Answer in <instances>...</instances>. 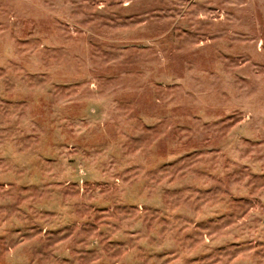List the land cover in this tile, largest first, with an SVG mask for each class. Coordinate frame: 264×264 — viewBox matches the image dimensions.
I'll use <instances>...</instances> for the list:
<instances>
[{
    "label": "rangeland",
    "instance_id": "obj_1",
    "mask_svg": "<svg viewBox=\"0 0 264 264\" xmlns=\"http://www.w3.org/2000/svg\"><path fill=\"white\" fill-rule=\"evenodd\" d=\"M0 264H264V0H0Z\"/></svg>",
    "mask_w": 264,
    "mask_h": 264
}]
</instances>
